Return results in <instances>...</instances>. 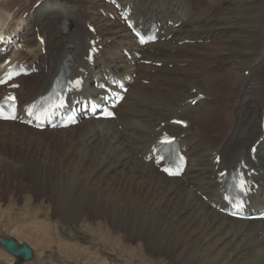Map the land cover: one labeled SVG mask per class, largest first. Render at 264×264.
Wrapping results in <instances>:
<instances>
[{
  "label": "bare ground",
  "instance_id": "1",
  "mask_svg": "<svg viewBox=\"0 0 264 264\" xmlns=\"http://www.w3.org/2000/svg\"><path fill=\"white\" fill-rule=\"evenodd\" d=\"M120 1L132 5L133 15L143 24L183 21L179 28L170 29L173 39L158 46L157 54H146L165 66L137 78L117 122L89 120L74 128L43 132L0 122V174L5 177V189L16 180L19 195L26 189L23 181L30 180L32 193L50 197L57 221L89 226L88 221L95 220L100 243L114 241L121 255L131 259L144 260L138 249L146 241L154 255L172 257L178 264H188V259L189 264H264V221L231 219L199 195L210 202L219 200L214 152L222 155L221 165L234 167L240 159L249 158L251 141L262 134L258 121L264 114V0ZM23 2L30 7L23 8ZM30 3L0 0V34H23L27 52L18 54V59L44 66L33 89L22 84L17 90L22 103L50 86L66 55L79 67H87L83 57L88 41L95 37L87 30V22L95 25L104 45L94 71L88 69L90 74L136 71L122 54L123 47L134 48L133 38L118 21L100 14V9L107 8L103 0H43L33 11ZM25 12L28 15L23 19ZM35 27L45 38V54ZM184 39L196 42L180 46L178 42ZM169 49H175V54ZM246 70L248 76L243 74ZM141 77L151 84H141ZM229 81L238 84L239 91L230 126L217 141L205 131V120L216 108L213 104L225 95L223 85ZM193 88L209 100L195 107L184 104L195 96L190 93ZM178 111L189 127L162 130L185 135L191 164L183 179H168L143 157L160 134V124ZM257 164L263 171L260 194H264V141L258 148ZM255 199V204L264 207L260 196ZM38 218L25 219L37 222ZM38 229L43 246L57 243L50 231ZM54 229L61 238L57 226ZM115 230L119 234L113 238ZM37 233L31 235L38 237ZM67 240L59 246L69 257L92 254L91 248L83 250Z\"/></svg>",
  "mask_w": 264,
  "mask_h": 264
},
{
  "label": "rangeland",
  "instance_id": "2",
  "mask_svg": "<svg viewBox=\"0 0 264 264\" xmlns=\"http://www.w3.org/2000/svg\"><path fill=\"white\" fill-rule=\"evenodd\" d=\"M30 1H31L30 3L31 5L37 0H30ZM22 4H24L23 8H27L28 5L26 4V2L25 3L23 2ZM15 7L18 8V6L14 5V8ZM22 11L24 10L22 9L20 13ZM238 86L239 85L234 83L233 81H229L228 83H225L223 85V88L228 93L227 96L229 97H226V94H225L224 96L220 98L219 101L213 104L214 107L216 108H214V110L208 114L206 118L207 121L205 120L206 129L209 130V132H212L211 127L213 130L219 132V130L222 128V127H219L220 124L217 125L219 122H221V124L223 123V126L226 125V122L230 120V117H228L227 113H229L232 117V114H231L232 111L229 112V108L231 106L233 108L234 106L233 103L235 102V100H237L236 95L238 94L237 92ZM231 92H233V94H231ZM224 97H226L227 99V105L229 101L233 99L230 102L232 104L231 106L229 105L230 107L228 106L229 107L228 109H225L224 107V111L226 113L221 109H220L221 111H218L219 103ZM214 115L219 116V118ZM226 126L227 128H229L230 124ZM3 178L5 177H3L0 174V239H16L21 244L30 243V245L33 246L34 248L36 256L31 262H28L27 264H128L130 261L135 264H178L180 263V261L175 262L174 258L172 259V257H166L162 255H157V254L154 255L152 251H150V248L147 244L148 242L146 241L143 244L144 248H142L143 247L142 246L140 249H138V254H143L144 260H141L139 258L131 259V257L125 253L121 255V253L115 246L114 241L111 242L110 245L108 244L103 245L102 243H100L99 237L95 235L96 234L95 220L90 219L88 221L89 226L85 225L86 223L84 224L77 223L74 225H67L65 223H61L57 221V219L52 214V209H51L52 201L50 197L49 196L37 197L34 193H32L31 188H32L33 183L30 180L27 179V180H24L25 182L23 181V185L26 189H24L23 192L18 195L15 189V184H14L16 183L15 182L16 180L10 186V189L7 191L5 189L6 185H4ZM28 194H31L33 198L29 199ZM34 216L39 217L38 219H41V220L40 221L37 220L36 222L34 220L25 219V218H32ZM44 225L46 229L44 228ZM54 226L55 227L57 226L58 235L61 238H59L55 234ZM41 227L42 229H44L43 233L50 231L52 237L54 238L55 243L57 242L61 244H58V245L57 243L55 245L50 244L49 245L50 247L43 246L40 240L42 233L39 232L41 231V229H38ZM37 231H38L37 234L39 235L38 237L31 235V234H35ZM118 234L119 232L115 230L113 233V238H116L117 237L116 235ZM67 239H72L75 243V246L79 245L78 247L83 250H85L86 248L87 249L91 248L90 253L92 254L91 255H76L73 257H69L67 253L65 252L63 253V250L59 246V245H63L64 243L65 244L69 243L70 241ZM135 243L136 241L131 242V244H135ZM93 249L94 250L96 249V250L94 251ZM190 262H191V259H188V264ZM16 263H17L16 260L13 259L11 256L7 255L6 252L0 246V264H16Z\"/></svg>",
  "mask_w": 264,
  "mask_h": 264
},
{
  "label": "water",
  "instance_id": "3",
  "mask_svg": "<svg viewBox=\"0 0 264 264\" xmlns=\"http://www.w3.org/2000/svg\"><path fill=\"white\" fill-rule=\"evenodd\" d=\"M0 246H2L11 255L15 256L19 262L29 261L32 259V251L27 245L19 246L16 241L12 239L0 240Z\"/></svg>",
  "mask_w": 264,
  "mask_h": 264
},
{
  "label": "crops",
  "instance_id": "4",
  "mask_svg": "<svg viewBox=\"0 0 264 264\" xmlns=\"http://www.w3.org/2000/svg\"><path fill=\"white\" fill-rule=\"evenodd\" d=\"M18 242H19V241H18ZM19 243H20V242H19ZM28 245L31 246L30 244H28ZM31 247H32V249H34L33 246H31Z\"/></svg>",
  "mask_w": 264,
  "mask_h": 264
}]
</instances>
